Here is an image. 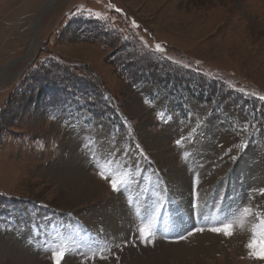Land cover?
<instances>
[{"label": "rangeland", "instance_id": "rangeland-1", "mask_svg": "<svg viewBox=\"0 0 264 264\" xmlns=\"http://www.w3.org/2000/svg\"><path fill=\"white\" fill-rule=\"evenodd\" d=\"M127 47L217 78L133 85ZM262 96L264 0H0V264H264ZM65 172L97 194L69 205Z\"/></svg>", "mask_w": 264, "mask_h": 264}, {"label": "trees", "instance_id": "trees-1", "mask_svg": "<svg viewBox=\"0 0 264 264\" xmlns=\"http://www.w3.org/2000/svg\"><path fill=\"white\" fill-rule=\"evenodd\" d=\"M127 50L130 51V54H135L137 57H133V60L130 58V55H129L128 59L127 58L124 59V56L119 57L118 55L116 57L119 61L122 62L121 65L132 70L133 73H132V75L130 74V80H131L133 85H137V84L142 83V82L158 83L159 80L164 82V81H168L169 78H170V80L173 79L176 83L186 82L187 84H189V82H191V80L195 78V76L193 75L194 70L185 67V64L177 65L176 63H171L174 66L173 71L162 74L160 70L163 68L162 65L164 62L152 61L149 58L141 57L143 55H138L137 53H135V49L133 47H127ZM116 54H117V52H116ZM139 61H143V62L136 64V62H139ZM166 65L167 64L165 63L164 67ZM207 76H209V75H207ZM207 76L199 75L194 79V82H195L194 85L197 86V88L200 89V91H204L206 89V87L208 86L207 82L209 80L214 81L217 78V77H214L213 75H211L209 77H207ZM85 80L86 79H83L81 77H77V78L72 79L73 82L77 81L78 83L85 82ZM41 84H44V85L41 86L40 89L51 88V91H52L55 89H59L58 86L63 85L64 83H62L60 80H55L53 82L48 81V82H43ZM86 84L87 85H91V84L93 85L94 83L90 81V82H87ZM67 88H68V86L62 88L63 89L62 94L58 97V98H60L61 96H63L61 100H58L56 98V94H57L56 92L55 93H54V91L52 92L53 93L52 98L54 100V103H56V105H54L53 108H58V107L61 108L64 105H66L67 102L71 101L74 97H76L75 91L73 93H71L69 89L67 90ZM89 92H84L86 95L85 97H89ZM91 97H97V96H96V94H94ZM202 99H203V96L200 97L199 101H201ZM51 102L52 101L50 100L48 103L50 104ZM84 102H85V100H84ZM58 103L60 105H57ZM101 110H104V108L102 107ZM102 112L99 114V116H102Z\"/></svg>", "mask_w": 264, "mask_h": 264}, {"label": "bare ground", "instance_id": "bare-ground-1", "mask_svg": "<svg viewBox=\"0 0 264 264\" xmlns=\"http://www.w3.org/2000/svg\"><path fill=\"white\" fill-rule=\"evenodd\" d=\"M47 7H48V5H47ZM47 7H45L44 9H46ZM39 26H40V24L38 21L34 26V31L37 30V28ZM37 40L38 39H34L33 44L31 46V49H30L31 52L33 49H35L37 47ZM68 173L69 172L61 173L58 176V179L61 181H64L61 183V184H65L64 188H63V190L61 189L62 191L61 190H59V191H60V195L64 196L66 199H68L67 201H68L69 205L72 203L75 204L79 200L80 201L90 200V199H92V197H94L97 194L96 190H97L98 186H95V187L92 186L88 177L84 173L77 172L76 174H72V176L68 175ZM14 256H16V254ZM8 257H10V256H8ZM32 262H34V260L29 261L27 259V257L26 258L18 257V259H14L12 261L10 259L8 260L9 264H32ZM34 264H35V262H34ZM138 264H143V261L138 262Z\"/></svg>", "mask_w": 264, "mask_h": 264}, {"label": "snow or ice", "instance_id": "snow-or-ice-1", "mask_svg": "<svg viewBox=\"0 0 264 264\" xmlns=\"http://www.w3.org/2000/svg\"><path fill=\"white\" fill-rule=\"evenodd\" d=\"M133 26L136 27L137 25L133 24ZM155 47H156V50L158 52L163 50L161 45H159V44H157ZM260 99L264 100V96L260 97ZM177 143H179V141H177ZM242 146L243 145H238L237 147H242ZM233 159H235V157H233ZM98 174L100 175L101 179L109 180L110 186H111L113 192H119L121 190V184H119L113 176L107 175L102 168L98 171ZM262 194H264V193H262ZM244 212L248 213V212H250V209L245 208ZM153 219H155V217H153ZM260 226L262 228H264V217H262L260 219ZM151 227H152L151 221L147 224H141L139 231H140L141 237L144 238L145 240L151 238V235H152ZM209 230L212 232L218 233V234H223L225 236H231L233 234V225L230 223L229 224H223L221 227L212 228ZM197 231H203V230L197 229ZM248 247L251 250L253 257L264 259V255L258 256L257 253L253 250L254 245L252 243H249ZM99 251L102 252V251H104V249H100ZM65 255H66L65 249H61L60 251H53L52 256H53V260L55 261V264H61ZM96 256H97V253L94 251L92 253L91 258L94 259V258H96ZM99 258L104 259L105 257L103 255H100Z\"/></svg>", "mask_w": 264, "mask_h": 264}]
</instances>
